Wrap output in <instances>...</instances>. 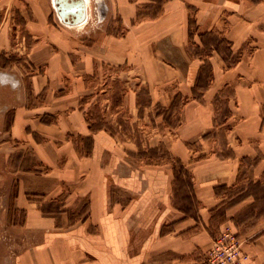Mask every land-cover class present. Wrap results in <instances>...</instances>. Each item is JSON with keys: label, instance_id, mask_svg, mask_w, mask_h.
Returning a JSON list of instances; mask_svg holds the SVG:
<instances>
[{"label": "crops", "instance_id": "1", "mask_svg": "<svg viewBox=\"0 0 264 264\" xmlns=\"http://www.w3.org/2000/svg\"><path fill=\"white\" fill-rule=\"evenodd\" d=\"M18 2L29 69L0 141L27 237L13 264H207L224 223L242 264H264V0H95L108 18L88 34L90 0L78 25L53 0L0 10ZM108 79L144 148L82 108Z\"/></svg>", "mask_w": 264, "mask_h": 264}, {"label": "rangeland", "instance_id": "2", "mask_svg": "<svg viewBox=\"0 0 264 264\" xmlns=\"http://www.w3.org/2000/svg\"><path fill=\"white\" fill-rule=\"evenodd\" d=\"M98 7L99 4L95 0H90V18L83 29H80L83 34L85 32L87 34L88 32L93 33L106 23L107 14L105 19L99 22L100 12L99 14L96 13ZM21 8L25 10V6L18 2V5H14L6 15L0 10V21L5 16L10 27H12L10 30L11 47L0 54V73L11 76L17 82V85L21 79L20 72L26 68L29 69L26 52L19 46L23 30L21 27H15V25H19L22 22ZM116 83V81H109V84H113V90L108 95L93 93L82 97V108L86 107V115L92 120L94 127H104L111 133L124 134L134 139L140 149L144 148L142 146H144L145 142L140 133L141 131L136 128L133 131L132 126L127 124V120L123 118L124 111L117 109V105L120 103V86ZM19 98L20 91L18 86L12 87L8 83L0 82V141H2V135L8 128L12 107L18 102ZM112 121H115V123L109 124ZM142 159L145 158L143 157ZM13 196V182L10 175L6 174L4 170V157L0 155V264H13L16 254L27 246V237L21 230L22 217L12 210Z\"/></svg>", "mask_w": 264, "mask_h": 264}, {"label": "built area", "instance_id": "3", "mask_svg": "<svg viewBox=\"0 0 264 264\" xmlns=\"http://www.w3.org/2000/svg\"><path fill=\"white\" fill-rule=\"evenodd\" d=\"M246 256L242 252V241L229 223H224L214 235L206 252L207 264H242Z\"/></svg>", "mask_w": 264, "mask_h": 264}, {"label": "water", "instance_id": "4", "mask_svg": "<svg viewBox=\"0 0 264 264\" xmlns=\"http://www.w3.org/2000/svg\"><path fill=\"white\" fill-rule=\"evenodd\" d=\"M56 13L64 24L78 25L82 23L86 16L84 0H53ZM0 82L8 83L12 87L17 86V82L11 76L0 73Z\"/></svg>", "mask_w": 264, "mask_h": 264}, {"label": "bare ground", "instance_id": "5", "mask_svg": "<svg viewBox=\"0 0 264 264\" xmlns=\"http://www.w3.org/2000/svg\"><path fill=\"white\" fill-rule=\"evenodd\" d=\"M86 4H88L89 0H84ZM90 4V3H89ZM103 7V6H102ZM86 17H88V14H86ZM83 25V24H82ZM84 26V25H83Z\"/></svg>", "mask_w": 264, "mask_h": 264}, {"label": "trees", "instance_id": "6", "mask_svg": "<svg viewBox=\"0 0 264 264\" xmlns=\"http://www.w3.org/2000/svg\"><path fill=\"white\" fill-rule=\"evenodd\" d=\"M254 1H258V0H254Z\"/></svg>", "mask_w": 264, "mask_h": 264}]
</instances>
